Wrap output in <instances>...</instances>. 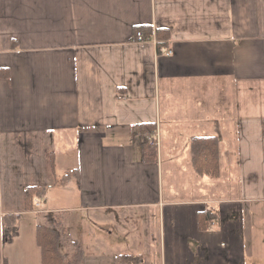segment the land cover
<instances>
[{"label":"crops","instance_id":"1","mask_svg":"<svg viewBox=\"0 0 264 264\" xmlns=\"http://www.w3.org/2000/svg\"><path fill=\"white\" fill-rule=\"evenodd\" d=\"M37 212H66L81 264H264V0H0V264L41 263Z\"/></svg>","mask_w":264,"mask_h":264},{"label":"trees","instance_id":"2","mask_svg":"<svg viewBox=\"0 0 264 264\" xmlns=\"http://www.w3.org/2000/svg\"><path fill=\"white\" fill-rule=\"evenodd\" d=\"M147 28V27H146ZM138 29L136 32H144L145 38L152 33L151 29ZM158 39L165 40L168 37L166 28H158ZM166 44H159V52ZM217 136H195L191 143L192 162L197 172L210 176L219 174V143ZM144 157L146 160L154 158L155 147L144 144ZM69 176L67 173L64 179ZM63 179V180H64ZM46 188L40 186L26 187L25 197L28 208L34 205V198L41 200L46 198ZM38 213L36 226V242L41 252L40 264H81L84 258V250L78 238H74L70 232L66 212ZM210 211L204 212L207 219L212 218ZM19 220L14 213L3 214L2 232L5 243L12 242L19 234ZM200 228H204L200 220ZM117 264H146L141 254L123 253L118 255Z\"/></svg>","mask_w":264,"mask_h":264},{"label":"rangeland","instance_id":"3","mask_svg":"<svg viewBox=\"0 0 264 264\" xmlns=\"http://www.w3.org/2000/svg\"><path fill=\"white\" fill-rule=\"evenodd\" d=\"M156 134H158V132L156 133ZM41 213H46V212H41ZM129 213H132L131 211L129 212ZM113 213L110 215L111 217V219H112V222H110V223H112L113 225L114 224H116L118 221L117 220H115L117 217H124L122 214H120V213H114V218H113ZM93 217H92V215L90 216V215H86L85 216V221L84 222H82V224H84V226H85V228L88 230V232H87V234H85V236H83V237H85V245H87L88 243H90V242H92V239L93 238H91V237H89V235H90V231H91V229H94L97 225H98V223H100V222H96V221H94L93 219H92ZM68 220V219H67ZM139 222V218L138 219H133V220H130L129 222H131V223H133V222ZM68 224H69V221H68ZM119 224H117V225H115V226H118ZM121 229H126L124 226H119ZM119 227H117V229H119ZM76 228V227H75ZM74 231H75V229H74ZM97 232H99V231H97ZM87 236V237H86ZM86 247V246H85ZM38 250H39V248H38ZM38 250H36L38 253H39V251ZM90 250L91 251H96V250H104V251H107V250H111V248H105L104 246H100V248H96V249H94V248H90ZM36 251H35V254H36ZM35 254H33L32 256L33 257H36L35 256Z\"/></svg>","mask_w":264,"mask_h":264},{"label":"built area","instance_id":"4","mask_svg":"<svg viewBox=\"0 0 264 264\" xmlns=\"http://www.w3.org/2000/svg\"><path fill=\"white\" fill-rule=\"evenodd\" d=\"M137 39H138L137 42H141V43H145V41L147 40V38L144 37V34L141 31L137 32ZM147 139L149 140L150 144H152V145L158 142V139H156L151 134L147 136ZM38 205H40V201H36V206H38Z\"/></svg>","mask_w":264,"mask_h":264}]
</instances>
